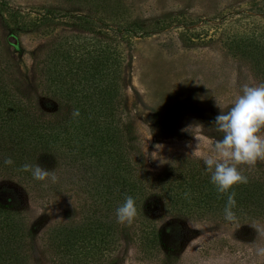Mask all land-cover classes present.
<instances>
[{
  "label": "trees",
  "instance_id": "trees-1",
  "mask_svg": "<svg viewBox=\"0 0 264 264\" xmlns=\"http://www.w3.org/2000/svg\"><path fill=\"white\" fill-rule=\"evenodd\" d=\"M67 1L79 9L40 17L68 19L74 30L48 31L51 36L34 53L32 85L8 50L0 23V180L16 182L30 196L64 193L79 213L44 232L49 263L115 264L123 233L140 257L156 258L178 230L176 224L157 226L151 215L158 203L189 220L264 221V164L240 166L248 183L230 190L236 193L232 221L224 218L227 194L217 193L202 160L176 157L158 175L147 168L125 93L130 38L160 31L163 24L129 17L122 0ZM244 11L252 10L233 15ZM3 12L11 18L30 14L0 0L1 17ZM259 25L227 34L223 43L264 84V24ZM73 109L79 117H72ZM6 158L13 164L5 165ZM25 164L54 172L58 181L34 180L31 171L19 170ZM126 196L137 208L131 224L117 222ZM34 241L15 191L0 188V264H30Z\"/></svg>",
  "mask_w": 264,
  "mask_h": 264
},
{
  "label": "rangeland",
  "instance_id": "rangeland-1",
  "mask_svg": "<svg viewBox=\"0 0 264 264\" xmlns=\"http://www.w3.org/2000/svg\"><path fill=\"white\" fill-rule=\"evenodd\" d=\"M5 1L22 13L30 12L28 17L18 18L3 12L0 23L8 50L32 85L34 53L51 36L48 31L53 27V34L74 30L68 19L41 21V15L79 8L67 0ZM122 1L129 17L165 27L148 36L130 38L125 93L147 168L158 175L176 157L203 161L223 138L214 125L215 117L230 110L244 85H260L248 63L232 56L223 41L227 34L255 23L263 25L264 0ZM247 9L252 11L233 15ZM3 187L15 191L20 209L35 230L30 264H50L42 236L55 222L79 216L73 199L64 193L30 196L9 180H0ZM151 216L157 226L177 225L172 245L156 258L140 257L123 233L115 264H264V257L256 254L258 247H264V221L189 220L166 213L161 203L154 206Z\"/></svg>",
  "mask_w": 264,
  "mask_h": 264
},
{
  "label": "clouds",
  "instance_id": "clouds-1",
  "mask_svg": "<svg viewBox=\"0 0 264 264\" xmlns=\"http://www.w3.org/2000/svg\"><path fill=\"white\" fill-rule=\"evenodd\" d=\"M71 115L76 118L80 112L73 109ZM214 125L218 132L223 133V138L214 144L211 154L203 157V162L207 171L211 173V183L217 193L227 194L224 218L226 221H232L235 219L232 209L236 206V193L230 190L236 185L248 183L247 176L239 170L240 166L254 168L258 161L264 162V135L261 134L264 131V84L244 85L242 95L238 96L230 110L215 117ZM4 164L12 165L13 161L6 158ZM19 170L31 171L36 181L47 179L52 183L58 181L54 172L39 165L32 167L25 164ZM184 195L188 198L190 193L185 192ZM116 216L118 223L133 222L137 216V208L131 196L125 197V202L116 210ZM256 254L264 257V247H258Z\"/></svg>",
  "mask_w": 264,
  "mask_h": 264
},
{
  "label": "water",
  "instance_id": "water-1",
  "mask_svg": "<svg viewBox=\"0 0 264 264\" xmlns=\"http://www.w3.org/2000/svg\"><path fill=\"white\" fill-rule=\"evenodd\" d=\"M9 39H10L11 43H13V45H15V46L17 45V42L13 36H10Z\"/></svg>",
  "mask_w": 264,
  "mask_h": 264
}]
</instances>
